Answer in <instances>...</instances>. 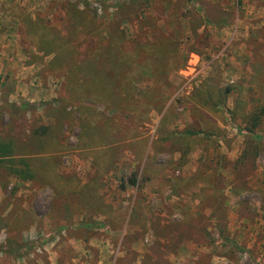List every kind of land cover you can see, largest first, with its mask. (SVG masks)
<instances>
[{"label":"rangeland","instance_id":"rangeland-1","mask_svg":"<svg viewBox=\"0 0 264 264\" xmlns=\"http://www.w3.org/2000/svg\"><path fill=\"white\" fill-rule=\"evenodd\" d=\"M134 2L0 0V264H264V0Z\"/></svg>","mask_w":264,"mask_h":264},{"label":"trees","instance_id":"trees-1","mask_svg":"<svg viewBox=\"0 0 264 264\" xmlns=\"http://www.w3.org/2000/svg\"><path fill=\"white\" fill-rule=\"evenodd\" d=\"M122 1L124 0H117L118 3H121ZM135 1V0H134ZM133 0H129V4H135ZM121 6L119 7V10L123 9L124 8V4L121 3L120 4ZM149 19V18H148ZM113 41L115 42L114 44L113 43H110L109 45L107 44V48L105 50L102 51L101 54L98 55V57H104L105 58V64L109 66V71L106 73H110L112 75H115V73H117V79L118 80H122V83H123V79H126V77L124 78L125 74H122L121 71H120V67H125V65L133 62V61H138L139 58H140V53L144 54L143 51H146L148 49H151L153 50L154 47H156V45L154 43H144V45L142 44H137V48L135 49L134 53H124L121 49H120V45L121 44H124L125 43V39H124V36L120 33L118 34V36L116 35V38L113 39ZM112 41V42H113ZM169 42V39L165 38L163 40V43H164V52H165V46L166 44ZM113 45V46H111ZM170 46V45H168ZM116 50L115 53H112V51L110 49H113V48ZM153 47V48H152ZM167 52H165V55L166 56ZM155 59H157V62L159 63V59L158 57H155ZM154 59V60H155ZM156 62V60H155ZM119 67V68H117ZM104 83H107V82H104ZM103 84V83H102ZM108 84V83H107ZM106 84V85H107ZM109 86V85H107ZM263 86V85H262ZM126 86H120L118 87V93L119 94H126L127 91H128V88L126 89ZM115 90L114 89H109V92H113ZM158 99H159V96L155 93V92H151L149 94V101L150 102H158ZM148 102V101H147ZM264 117V107H261L257 110H255L253 113H251L249 115V121H251L253 127L257 126L259 123H260V119ZM231 121V120H230ZM203 132L202 130H200V132L198 133H201ZM198 133H190V134H187V135H190V136H197L199 135ZM242 134L243 135H251V131L249 130V132L247 131H242ZM208 136V135H206ZM252 139L253 140H256V139H261L260 137H257V136H252ZM0 163H7L9 164L10 167L13 168V163H14V159H13V149L11 147L10 144H6V143H2L0 142ZM20 164L22 166H24V169L22 170H16L14 171V174L18 175L20 177V179L22 180H28V179H31V176L28 172V169H27V165L24 163V162H20ZM132 184H134V182H132ZM221 218V216L219 217V219ZM220 237L222 238V241L223 240H226V236L225 234H223L221 231H220Z\"/></svg>","mask_w":264,"mask_h":264},{"label":"crops","instance_id":"crops-1","mask_svg":"<svg viewBox=\"0 0 264 264\" xmlns=\"http://www.w3.org/2000/svg\"><path fill=\"white\" fill-rule=\"evenodd\" d=\"M201 111V110H200ZM204 113V114H203ZM202 115H209V114H206V112L205 111H202ZM207 116H205V118H207ZM209 117H210V115H209ZM178 125V124H177ZM176 125V126H177ZM173 129H175L174 128V126H173ZM179 152L177 151V153L176 154H173V156L174 155H178V157H179ZM149 155H151V151L148 149L147 151H146V154H145V157L147 158V156H149ZM175 161H177V160H175ZM162 181L160 178H153L152 176H150V180L148 181V182H150V183H152V185H155L154 183H156V184H158L160 181Z\"/></svg>","mask_w":264,"mask_h":264}]
</instances>
